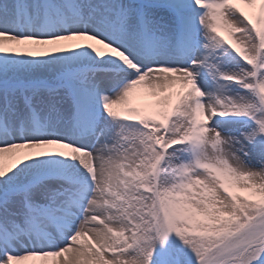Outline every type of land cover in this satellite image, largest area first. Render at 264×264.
Listing matches in <instances>:
<instances>
[{"label":"snow or ice","instance_id":"6c2138e0","mask_svg":"<svg viewBox=\"0 0 264 264\" xmlns=\"http://www.w3.org/2000/svg\"><path fill=\"white\" fill-rule=\"evenodd\" d=\"M0 264H264V0H0Z\"/></svg>","mask_w":264,"mask_h":264}]
</instances>
